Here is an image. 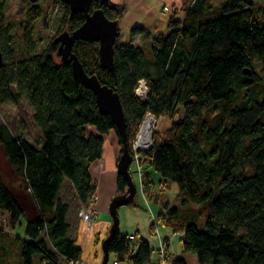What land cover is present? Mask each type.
<instances>
[{"label": "trees", "instance_id": "16d2710c", "mask_svg": "<svg viewBox=\"0 0 264 264\" xmlns=\"http://www.w3.org/2000/svg\"><path fill=\"white\" fill-rule=\"evenodd\" d=\"M182 2V19L172 15L166 32L134 27L128 43L119 35L113 70L102 69L96 43L76 42L74 52L89 75L121 97L130 149L148 114L172 119L165 133L154 132L153 147L140 160L144 193L156 186L149 168L161 177L158 185L179 186L178 206L165 204L157 218L183 234L184 252H193L199 264H264V0ZM8 4L0 0V106L26 99L43 142L38 146L0 125V154L36 212L27 216L0 169V219L9 215L15 228L26 217V237L19 238L22 264L78 261L83 254L69 233L70 206L59 196L69 182L82 208L89 207L97 194L91 167L104 156L103 137L114 131L123 142L94 93L71 66L57 61L60 45L54 41L39 51L35 29L42 6H28L18 41L5 24ZM64 6L60 31L71 33L85 15ZM91 9L119 23L128 11L112 2H94ZM140 81L148 86L145 99L136 93ZM117 186V195L127 193L123 176ZM137 206L134 200L128 207ZM8 236L0 226V264ZM129 236L114 237L111 259L153 264L149 243L138 235L133 243ZM173 264L188 263L181 258Z\"/></svg>", "mask_w": 264, "mask_h": 264}, {"label": "rangeland", "instance_id": "374dc122", "mask_svg": "<svg viewBox=\"0 0 264 264\" xmlns=\"http://www.w3.org/2000/svg\"><path fill=\"white\" fill-rule=\"evenodd\" d=\"M165 1L166 0H149L148 2L151 4V6H152V3L154 6H157L159 4L158 6L160 8L159 12L157 11V13H151L149 17H143L139 13L135 14L134 15L135 18L132 17V19L134 18L137 21L136 24L134 25L135 26L139 25L148 30L150 29L154 32V34L160 33V32H166L168 30L167 25L169 24V21L172 16L170 14H175V15H179V17H182L184 15L183 14L184 6L182 7L181 10L176 9L175 12L173 10V6L172 7L166 6L167 8H169V11L166 12L165 11L166 7L163 6V3H165ZM8 2H9L8 9L5 12L6 16L4 17L5 24L12 27L11 35L15 37V40L19 41L20 38H22L23 36L21 26L23 25L26 19V13H27L26 10L28 6L33 3L29 0H8ZM37 3L42 6L43 12H44L43 16L38 21V25L36 26V29H35V34H36L35 37L39 45V51H42L48 46H50V43L57 41V39L60 37L62 32L67 30L66 29V30L60 31L62 27V22H61L62 17L65 14V11H64L65 4H63L60 0L59 1L58 0H46V1L39 0ZM37 3L34 5H37ZM120 5L127 6L128 11L126 13V16L119 23V28L121 31L119 41L127 42L129 39L127 36V31H125V25L128 22H130V20L127 19V16H129L128 13L130 12V8H132L133 6L129 4L130 6L129 8L127 2H124ZM165 24H166V27H165ZM7 42L8 41L5 42V47L8 48V46L6 45ZM135 43L137 45L142 43L140 37L135 39ZM56 59L58 62H61V59L58 58L57 55H56ZM143 99L145 98L143 97ZM33 114L34 112L32 110V107L26 99L20 100L18 104L9 102L8 104H4L0 106V125H6L11 129L14 135L19 136L22 133L31 143L38 144V146H42L41 144L43 142V134L41 133V130L39 129L37 124L34 122ZM182 115H183V111H180L179 117H181ZM147 121L143 123L142 127H145L146 123H148ZM153 123H154L153 129L155 132L159 130L162 133H165V131L170 128L173 121L172 119H170V117H164L162 119H157L156 121H153ZM135 139L136 138L132 140L133 142H132V146L130 149V152L132 153V156H133V165L130 169V174L132 175L134 184L137 185V188H138V192L136 195L137 197L135 199V204L138 206L135 208L145 212V214L147 213L148 215L149 213H151V208H152L153 213L155 214L156 217H158L160 214H162L165 211L164 210L165 204H167V206L168 205L178 206V202H177L178 195L177 194L179 191V186H177L176 184H173L172 186L170 184L169 185L167 184L166 186H160V184L158 185L157 180L158 179L161 180V177L157 173H155L152 169L149 168L147 169V172L151 174V178L156 184V186L151 187L148 193L147 192L144 193L143 182H144V179L147 178V176L144 171L143 161L139 159L140 157H138V154L134 151L135 150L134 148ZM121 150H122V146H121ZM0 169H2L6 184L9 186V188L12 191L15 192L19 202H21L22 206H24L27 212V216L29 218L35 217L36 212L31 207V202L29 201L28 195L25 194L24 190L21 189L20 181L16 178L13 168L10 167L9 163L7 162L6 158H4L2 153L0 154ZM156 176H158V178ZM142 189H143V192H142ZM59 197L61 200H63L64 203H66L67 205L69 204L70 206V210H71L70 222L71 221L78 222L79 226L81 225V222L86 225L85 221L82 220V217L80 215L81 208L84 206H82L80 201L77 199L76 191L69 182L65 184V186L63 187V191L61 192ZM143 200L144 202H147L146 206ZM141 201L143 203H140ZM91 205L92 204H90V206ZM90 206L87 207L86 209L88 210ZM127 208H131L133 210L135 209L134 207H127ZM127 208L124 207L119 210V218L121 219L119 231L121 232L123 231L125 232V225L127 221L129 220L126 218L125 215H123L124 210ZM94 211L96 212V214H99L97 209H94ZM95 220L96 221H94V223L97 222V218ZM26 224H27L26 217L21 219L19 225H17L15 228L12 227V224L10 223L9 215L0 219V226L1 227L3 226L5 230L9 232V236L6 239V245H5V247H7L8 254H7L6 259H4V261L1 262V264H22V257H21L22 246H21V242L19 238L26 237L25 235ZM148 229L149 231L150 230L152 231L151 234L157 235L155 232L156 230L155 228L150 229V226H148ZM153 235L149 234L150 238H152ZM179 242H180V238H177L175 243H179ZM101 256L104 259V253L101 252ZM184 259L185 261H187L188 264H199L193 252L187 253V255L184 256Z\"/></svg>", "mask_w": 264, "mask_h": 264}, {"label": "water", "instance_id": "95a60500", "mask_svg": "<svg viewBox=\"0 0 264 264\" xmlns=\"http://www.w3.org/2000/svg\"><path fill=\"white\" fill-rule=\"evenodd\" d=\"M33 4H36L39 0H29ZM46 1V0H43ZM59 1V0H58ZM65 4L69 10L73 13H84V23L80 28L75 31H64L57 39V43L60 45L56 53L58 58L61 59V63L66 66H71L74 77L84 86L89 88L97 98L98 109L104 116L110 117L113 124L116 127L119 135L121 136V142H123L121 157L118 162V175L123 176L127 182L128 190L126 194L116 195L110 206V218L113 221V225L110 229V235L103 241L102 251L104 253V259L102 264H109L111 259V253H109V247L111 241L120 232L119 226L121 219L119 218V210L128 207L136 199L138 192L137 185L134 184L130 169L133 165V156L130 152L127 130V119L125 118V109L122 105L121 97L108 85H104L98 76L89 75L86 71L85 65H83L75 54L74 48L76 42H87L90 44H98L100 56V65L103 70L114 69V57L116 40L120 35L119 22H113L109 20L105 12L102 9H94L92 6L94 2H99L102 6L111 2V0H60ZM0 66H3V58L0 47Z\"/></svg>", "mask_w": 264, "mask_h": 264}, {"label": "crops", "instance_id": "0c3cea01", "mask_svg": "<svg viewBox=\"0 0 264 264\" xmlns=\"http://www.w3.org/2000/svg\"><path fill=\"white\" fill-rule=\"evenodd\" d=\"M148 1L149 0H111V2L114 4H122L127 2L129 8V4L133 6L130 8V12L128 13L129 16H127V19L130 20V22H128L129 24L127 23L128 25L126 24L127 26L125 25V31H127L129 40L127 42L122 41V43H128L131 40V29L139 26L134 25L137 22L136 19H134L135 14L139 13L143 17H149L151 13H157V11L159 12V4L154 6L152 3L151 6ZM163 6H173V10L175 12L176 9L181 10L184 6V3L182 0H166L165 3H163ZM132 17L134 18L132 19ZM176 17L182 19V17H179V15H176ZM116 137L117 135L114 131H111L109 135L103 137L105 142L103 151L104 156L102 159H99V161L94 162L91 167V176L93 177V181L97 187L96 197L98 200L93 206L94 209H97L99 212L97 215V222L92 225L91 229H87L86 225L82 222L80 226L78 225V222H70L71 215L69 214L68 216V222L71 223V229L69 233L75 240L78 249L82 250V259L86 260L87 262L90 261L92 264H102L103 258L101 256V252L103 253V241L109 237L110 229L113 225V221L110 218L109 206L113 198L117 195V181L119 178L117 166L121 157V145L118 141V137L117 139ZM156 177L158 178V176ZM170 185L172 186L173 184ZM143 202L141 201L140 203ZM146 203L147 202H144L145 206ZM123 215H125L129 220L125 225V232L120 231L121 234L130 236L137 234L139 236L138 238L148 242L153 251H155L153 255V264L158 263L157 250L161 241H164L168 245V255L171 262H175V260L181 258L184 259V256L187 255V253L184 252L182 246L183 234L175 233L171 228L164 227L162 222L158 221L157 217L153 213L152 208L149 215L136 208L134 210L131 208L125 209ZM152 225L156 229L155 232L157 235H153L151 234L152 231H149L148 226H150L151 229ZM149 234L153 235L154 238H150ZM177 238H180L179 243H175Z\"/></svg>", "mask_w": 264, "mask_h": 264}, {"label": "built area", "instance_id": "2783aa9c", "mask_svg": "<svg viewBox=\"0 0 264 264\" xmlns=\"http://www.w3.org/2000/svg\"><path fill=\"white\" fill-rule=\"evenodd\" d=\"M165 11L168 12L169 11V8H165ZM139 88L137 89L136 93H137V96H139L140 98H146L147 96V93H148V86L146 85V83L144 81H140L139 83ZM145 121L148 123L147 124H150V130L148 131V136H145L146 134L144 133V127L143 126V123H142V126L140 127V131L138 132V134L136 135V139L134 140L135 143H134V148H135V152L138 154V157H140L141 154H143L144 152H149L152 147H153V134H154V123L153 121H156L158 118H156L154 115L152 116L151 114H148L146 117H145ZM145 125V126H146ZM156 130V129H155ZM140 154V155H139ZM140 159V158H139ZM138 159V160H139ZM98 199L95 198L93 201H92V205L90 206V208H88V210L86 208H81V217H82V220L85 221L88 229L91 228L92 224L94 223V221H96L95 219L97 218V215L96 212L94 211L93 207L95 202L97 201ZM130 240L133 241V243H137V235H131L130 236ZM137 249V245H133L132 247V250L131 252L132 253H135ZM158 263L157 264H173V262H171L169 260V255H168V245L164 242V241H161V244L158 248ZM59 264H92L91 262H87V261H84L82 258L81 260H78V261H74V260H70V262L66 261V260H61ZM94 264V263H93ZM109 264H131L129 262H125V263H121L120 261H118L117 259H110V262Z\"/></svg>", "mask_w": 264, "mask_h": 264}, {"label": "bare ground", "instance_id": "6f19581e", "mask_svg": "<svg viewBox=\"0 0 264 264\" xmlns=\"http://www.w3.org/2000/svg\"><path fill=\"white\" fill-rule=\"evenodd\" d=\"M150 124H147L145 127H144V133L146 134L145 136H148V131L150 130L149 128H150Z\"/></svg>", "mask_w": 264, "mask_h": 264}]
</instances>
